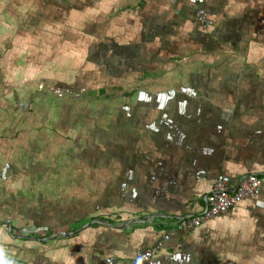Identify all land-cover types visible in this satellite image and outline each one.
I'll list each match as a JSON object with an SVG mask.
<instances>
[{"label":"crops","instance_id":"crops-1","mask_svg":"<svg viewBox=\"0 0 264 264\" xmlns=\"http://www.w3.org/2000/svg\"><path fill=\"white\" fill-rule=\"evenodd\" d=\"M204 8L0 0V264H145L161 239L153 264H264V188L172 222L264 176V0Z\"/></svg>","mask_w":264,"mask_h":264},{"label":"built area","instance_id":"built-area-1","mask_svg":"<svg viewBox=\"0 0 264 264\" xmlns=\"http://www.w3.org/2000/svg\"><path fill=\"white\" fill-rule=\"evenodd\" d=\"M195 9V20L203 27L210 25L204 8L205 0H189ZM264 188V176L247 174L241 176L235 185H228L224 180L217 179L212 184V190L203 196L204 206L196 213H186L173 219L176 230L188 233L199 227L204 221L226 213L231 207L240 203L243 199L256 196ZM9 232V230H8ZM50 233L47 226L32 225L15 231L10 229L9 235L17 237H46ZM50 235V234H49ZM167 239L168 236H163ZM162 239L157 245L139 251L135 255L136 262L153 264L154 257L162 245Z\"/></svg>","mask_w":264,"mask_h":264},{"label":"water","instance_id":"water-1","mask_svg":"<svg viewBox=\"0 0 264 264\" xmlns=\"http://www.w3.org/2000/svg\"><path fill=\"white\" fill-rule=\"evenodd\" d=\"M83 228H84V226H83ZM68 235L69 234H67V233H59V234H56L54 237H51L49 240L59 238L60 236L61 237H67Z\"/></svg>","mask_w":264,"mask_h":264}]
</instances>
